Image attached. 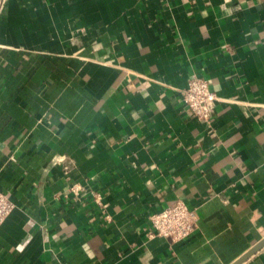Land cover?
Returning <instances> with one entry per match:
<instances>
[{
	"label": "crops",
	"instance_id": "1",
	"mask_svg": "<svg viewBox=\"0 0 264 264\" xmlns=\"http://www.w3.org/2000/svg\"><path fill=\"white\" fill-rule=\"evenodd\" d=\"M0 191V264H233L264 239V0H0ZM179 200L195 231L152 236Z\"/></svg>",
	"mask_w": 264,
	"mask_h": 264
},
{
	"label": "built area",
	"instance_id": "2",
	"mask_svg": "<svg viewBox=\"0 0 264 264\" xmlns=\"http://www.w3.org/2000/svg\"><path fill=\"white\" fill-rule=\"evenodd\" d=\"M180 94L183 104L194 117L208 125L211 124L217 97L207 80L192 76L188 80L187 87L180 90ZM57 163L62 166L64 173L68 174L69 166L64 164L62 159ZM87 195L80 184H71L63 193L67 200L75 202H83ZM92 195L95 202L100 204L101 195L94 193ZM15 208L16 204L0 191V226ZM149 218L153 229L152 236L166 238L173 243L187 239L197 228L196 212L180 200L153 213Z\"/></svg>",
	"mask_w": 264,
	"mask_h": 264
},
{
	"label": "water",
	"instance_id": "3",
	"mask_svg": "<svg viewBox=\"0 0 264 264\" xmlns=\"http://www.w3.org/2000/svg\"><path fill=\"white\" fill-rule=\"evenodd\" d=\"M264 248V239H262L258 244H256L253 248L243 254L238 260H236L233 264H244L247 260H249L253 255L259 252Z\"/></svg>",
	"mask_w": 264,
	"mask_h": 264
}]
</instances>
